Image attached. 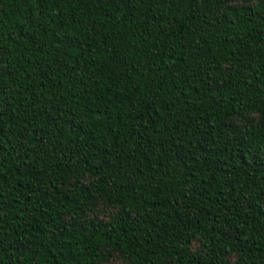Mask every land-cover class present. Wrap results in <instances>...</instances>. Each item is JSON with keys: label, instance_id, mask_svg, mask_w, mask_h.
<instances>
[{"label": "trees", "instance_id": "16d2710c", "mask_svg": "<svg viewBox=\"0 0 264 264\" xmlns=\"http://www.w3.org/2000/svg\"><path fill=\"white\" fill-rule=\"evenodd\" d=\"M0 264H264V0H0Z\"/></svg>", "mask_w": 264, "mask_h": 264}]
</instances>
